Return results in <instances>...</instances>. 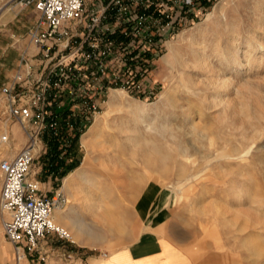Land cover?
I'll return each instance as SVG.
<instances>
[{
    "label": "rangeland",
    "instance_id": "rangeland-1",
    "mask_svg": "<svg viewBox=\"0 0 264 264\" xmlns=\"http://www.w3.org/2000/svg\"><path fill=\"white\" fill-rule=\"evenodd\" d=\"M18 1L0 0V45L11 31L26 39L35 25ZM202 7L158 57L155 97L97 100L72 148L76 159L60 176L44 172L45 158L35 160L31 175L43 190L60 191L58 225L86 234L78 240L68 230L73 251L112 253L152 222L156 236L182 247L174 253L166 244L172 259L264 264V0H207ZM1 97L0 141L7 126L21 131L3 115ZM24 143L9 133L0 155L13 157ZM162 218L165 231L156 227ZM0 234L12 252L1 220Z\"/></svg>",
    "mask_w": 264,
    "mask_h": 264
},
{
    "label": "built area",
    "instance_id": "built-area-1",
    "mask_svg": "<svg viewBox=\"0 0 264 264\" xmlns=\"http://www.w3.org/2000/svg\"><path fill=\"white\" fill-rule=\"evenodd\" d=\"M206 1H18L21 7L33 6L38 18L28 33L35 56H24L1 88L3 115L18 124L25 139L13 157L0 155V220L15 264L35 255L45 263L42 247L53 241L63 249L66 263L73 260L74 243L52 221L61 194L49 195L31 175L35 160L49 163L70 156L89 128L97 100L111 91L155 97L152 73L158 57ZM28 58H38L40 69L35 71ZM8 140L9 133L0 142ZM51 144L57 146L55 153H50Z\"/></svg>",
    "mask_w": 264,
    "mask_h": 264
},
{
    "label": "crops",
    "instance_id": "crops-1",
    "mask_svg": "<svg viewBox=\"0 0 264 264\" xmlns=\"http://www.w3.org/2000/svg\"><path fill=\"white\" fill-rule=\"evenodd\" d=\"M24 9L28 13L30 21L32 20L31 23H34L38 18L36 11L33 7H25ZM12 32L13 31L7 36L9 43L2 42L0 45V96H2L1 88L12 80L13 76L18 71L22 58L27 55L35 56L37 52V48L32 45L28 37L24 39V35L12 34ZM38 58H28L29 64L33 66L35 71L40 69V61ZM7 129L8 132L12 134L14 140H25L22 132L16 127L9 128L7 126ZM75 159L74 152L71 151L70 156H67L65 160L55 161L56 166L59 164L55 172H50L49 167H47L44 172L46 174L48 173L50 177L60 176L62 171L68 169V167L71 166L70 163ZM45 160L47 161V158H45ZM59 169L62 170L61 173L57 172ZM167 223L168 222H166V220L163 221L162 218L156 227L161 226L165 231ZM147 228L148 230L143 231L135 242L127 247L116 249L112 253L109 251L108 253L97 252L100 251L98 248L90 247L88 248L89 251L80 252L74 250L73 260L66 263L64 259L61 258L64 251L59 245L57 247H52L51 245L47 246L45 244L42 247V252L47 253L45 263L41 262L37 258V255H35L33 258L28 257L21 264H186L183 259L180 260L179 254H174L172 259L171 254L168 253L169 250L165 247L166 244H168L175 249L174 253H177L178 251H182V247L179 244L175 243L166 234L163 237L156 236L158 235V231L154 228L152 222L149 223ZM89 243L94 242L89 241ZM103 254H105V256H103ZM0 264H15L13 250L11 252L8 244L2 242L1 234Z\"/></svg>",
    "mask_w": 264,
    "mask_h": 264
},
{
    "label": "bare ground",
    "instance_id": "bare-ground-1",
    "mask_svg": "<svg viewBox=\"0 0 264 264\" xmlns=\"http://www.w3.org/2000/svg\"><path fill=\"white\" fill-rule=\"evenodd\" d=\"M251 57V54L250 53H248V54H246L245 55V63H249V60L251 59L250 58ZM238 64V61L236 60V58L232 61V65H231V68H230V70H232L236 65ZM111 96H116V97H125V94H124V92L123 91H121V90H115V91H111V94H110V96L109 97H111ZM194 113H189L188 114V116H187V120L188 121H191L192 119H193V117H194V115H193ZM189 124V123H188ZM20 128V127H19ZM42 188V187H41ZM60 192V191H59ZM57 210H59V207H57L55 210H54V213H53V216H52V221H53V223L55 224V226H57V227H59L60 229H62L64 232H65V234L69 237V239L71 240V238H70V232L72 231L73 233H74V235H75V238L76 239H80V237L82 236V235H86L85 233H84V231H83V229H81L80 227H75V229H71V228H66V229H68V230H71V231H68V233H67V231H65L64 230V228H61L58 224H60V219L62 220V218L64 217V216H62L63 215V212L61 213V212H57L56 213V211ZM61 210V209H60ZM62 211V210H61ZM56 213V214H55ZM73 235V234H72ZM87 237V236H86ZM72 241V240H71ZM73 242V241H72ZM74 243V242H73Z\"/></svg>",
    "mask_w": 264,
    "mask_h": 264
},
{
    "label": "trees",
    "instance_id": "trees-1",
    "mask_svg": "<svg viewBox=\"0 0 264 264\" xmlns=\"http://www.w3.org/2000/svg\"><path fill=\"white\" fill-rule=\"evenodd\" d=\"M49 149H50V153H55L56 145L55 144H51ZM48 164H49V171L50 172L51 171L55 172L56 169H58L59 164H58V166H56L55 161H53V160L51 161L50 160V162Z\"/></svg>",
    "mask_w": 264,
    "mask_h": 264
}]
</instances>
